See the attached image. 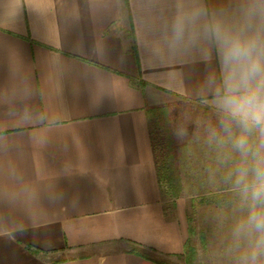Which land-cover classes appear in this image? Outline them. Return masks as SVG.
I'll use <instances>...</instances> for the list:
<instances>
[{"label": "crops", "instance_id": "1", "mask_svg": "<svg viewBox=\"0 0 264 264\" xmlns=\"http://www.w3.org/2000/svg\"><path fill=\"white\" fill-rule=\"evenodd\" d=\"M170 8L0 0V264H235L233 197L202 126L214 117L193 91L204 65L153 54Z\"/></svg>", "mask_w": 264, "mask_h": 264}, {"label": "clouds", "instance_id": "2", "mask_svg": "<svg viewBox=\"0 0 264 264\" xmlns=\"http://www.w3.org/2000/svg\"><path fill=\"white\" fill-rule=\"evenodd\" d=\"M185 52L204 65L193 91L214 117L206 143L233 197L230 251L235 264H264V0H171L153 54Z\"/></svg>", "mask_w": 264, "mask_h": 264}, {"label": "trees", "instance_id": "3", "mask_svg": "<svg viewBox=\"0 0 264 264\" xmlns=\"http://www.w3.org/2000/svg\"><path fill=\"white\" fill-rule=\"evenodd\" d=\"M168 144V142H167ZM166 153V152H165ZM158 167H159V178L162 181L164 187L172 192L177 193L178 189L180 188V183L177 176L172 175V166L170 157L165 155L163 158L158 159ZM196 250L190 245V243L186 244V252L189 254L190 261L192 260L193 255L195 254Z\"/></svg>", "mask_w": 264, "mask_h": 264}, {"label": "rangeland", "instance_id": "4", "mask_svg": "<svg viewBox=\"0 0 264 264\" xmlns=\"http://www.w3.org/2000/svg\"><path fill=\"white\" fill-rule=\"evenodd\" d=\"M180 106H174L173 109H178ZM171 125H172V118L170 116H167V112H162L158 116V118L153 120V136L154 139H159L161 141L162 149L158 152H161L162 150L165 152L169 151V146L166 148L167 142H170V134H171ZM165 144V148L163 149V146ZM160 148V147H159ZM180 178V177H179Z\"/></svg>", "mask_w": 264, "mask_h": 264}]
</instances>
